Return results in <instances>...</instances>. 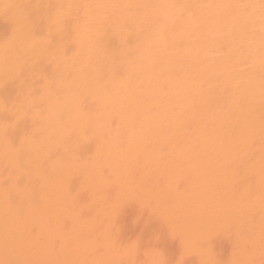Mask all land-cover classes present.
<instances>
[{
	"label": "bare ground",
	"instance_id": "6f19581e",
	"mask_svg": "<svg viewBox=\"0 0 264 264\" xmlns=\"http://www.w3.org/2000/svg\"><path fill=\"white\" fill-rule=\"evenodd\" d=\"M0 264H264V0H0Z\"/></svg>",
	"mask_w": 264,
	"mask_h": 264
}]
</instances>
